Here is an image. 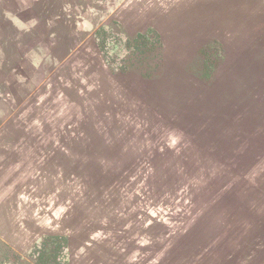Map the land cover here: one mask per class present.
<instances>
[{
    "label": "rangeland",
    "instance_id": "1",
    "mask_svg": "<svg viewBox=\"0 0 264 264\" xmlns=\"http://www.w3.org/2000/svg\"><path fill=\"white\" fill-rule=\"evenodd\" d=\"M99 4L0 0V235L19 264H148L173 230L181 250L198 247L174 264H264V0L171 2L157 11L160 32L147 26L117 50L105 32L77 52L66 30ZM162 59L160 86L73 76H159ZM132 84L164 88V123L154 103L132 99ZM79 142L113 147L79 160ZM165 166L173 189L192 190L166 213Z\"/></svg>",
    "mask_w": 264,
    "mask_h": 264
},
{
    "label": "crops",
    "instance_id": "2",
    "mask_svg": "<svg viewBox=\"0 0 264 264\" xmlns=\"http://www.w3.org/2000/svg\"><path fill=\"white\" fill-rule=\"evenodd\" d=\"M177 1H181V0H99V5L98 6V10H100L96 15H93L90 19H84V18H79L77 20H75L74 22L71 21V23L69 25H71L69 27V29L66 30V33L72 35V40L74 42L75 46L77 49L76 51L79 52V50L81 49H86L88 48V46H91L92 48H94L95 43H97L98 39H99V34L101 33H111L112 36V41H114V48L116 49L117 45H124V43L128 40H130L131 43H133V38L132 37H140L147 26L153 27L154 29H156L158 32H160V30L157 28V25L159 24L160 21V16L158 15L157 11L159 10L160 6H165V4L171 3L173 2V4H175ZM190 1L192 3V1L194 0H187V3L190 4ZM205 2H211V0H204ZM102 2V3H101ZM104 5V6H103ZM149 5H153L156 7L155 12L153 13L150 17V20L148 19V21H146L143 18V11L146 9V7H148ZM169 5V4H168ZM126 8V11L124 12V16L122 15V10ZM164 8V7H163ZM177 8V6L175 7ZM192 6H183L181 8V10H186V9H191ZM189 14V13H186ZM184 12H178L176 13V16H183ZM83 19V22L81 23V20ZM109 24V26H105L104 24ZM113 26L118 29V26L121 27L120 29L123 31L122 33H125L127 36L126 37H119L120 35L117 32L113 31ZM111 32H109V30ZM112 29V30H111ZM130 33V35H129ZM65 35L62 36V39L64 38ZM98 36V37H97ZM140 39V38H139ZM125 43V44H126ZM126 46H123V48ZM130 48H132V45L130 46ZM117 50V49H116ZM129 52V50H128ZM101 52H95V50L93 52H91V55L93 58H98V65L101 66L102 64V59H104L105 57L101 56ZM163 58V57H162ZM97 60V59H96ZM133 64H135V59ZM79 62V61H77ZM89 63V62H88ZM157 64L161 65V73L159 74V76H154V75H150V76H146L140 73H136V72H130L127 74H119V73H114V74H110V73H102L100 74L101 71V67H100V71L99 72H93L91 71L90 73H82L80 71L77 70V64L75 65V69L77 70L76 74L73 75L74 78L78 81L83 82L85 85H88L89 83L93 82L95 80V78L97 77L100 79H105L106 81H112L115 76L119 77V76H127V78H131L134 79L132 77H142L145 80H149L151 81L150 85L152 86L153 82H156L159 86H160V82L165 81L166 79L164 78L165 73H164V60H160L159 62H155ZM80 64H84V63H80ZM85 65H88L85 63ZM135 78V79H136ZM99 80V79H98ZM164 83V82H163ZM162 83V84H163ZM161 84V85H162ZM158 86V87H159ZM157 87V89L154 88H150L149 86H147V88H145L144 90H139L136 88V86L134 84L130 85V93H131V97L133 100L139 102V101H151L152 103H154L156 106V110L154 111L155 114L160 117L162 119V123H164V118L159 115V104L162 102L163 105V101H164V88L161 90ZM164 114V112H163ZM160 120V119H159ZM60 135L62 134V132H57V134ZM54 138V137H53ZM113 145H104V144H97V143H93L92 145L89 144H84L79 142L77 150H78V154L80 157L79 160H83L85 159V153L88 150H92L93 155L96 154V159L99 158V156H103V153H106L107 150H109V152L111 151ZM62 148V147H61ZM110 155V153H109ZM159 158L158 159H163L162 156H160L161 154H159ZM92 156V155H91ZM146 157V156H145ZM145 157H142L141 159H146ZM77 158V159H78ZM126 159H128V157L126 156ZM101 160V159H99ZM104 160V159H103ZM148 160H152V159H148ZM170 167L169 166H165L163 169H167L166 170V176L170 175L169 180L166 182L168 183L166 188H164V190H162V196H160L162 200V206H161V210L166 213L168 211H171L176 205V200L177 198L180 196V198H185L186 196H188L191 193V189L190 187L185 188L181 191H178L175 189H173L174 186V182H175V178L171 176L170 174ZM182 169L185 172V166L182 164ZM175 198L174 196L177 195ZM163 195L165 196V198L163 197ZM172 198V200H171ZM173 211V210H172ZM187 230V228H183V231L185 232ZM181 231H176L173 230L172 233V238H170V240L168 239L167 236H165L163 242H165L162 245V248L160 251H162L160 253L159 258L156 257L157 252L153 251L152 256L150 257L149 255L146 257V259H149L152 261V258H157V263L158 264H174V261L176 259L183 258L188 260V262H190L191 260H193V257L195 255H193V251H196V249L198 247H194L192 249H190L189 251L186 250H181V246L179 243L180 240V235L178 236L177 233H179ZM47 236H53L52 233H45V237L47 238ZM0 240L3 241V244H7V246H9L10 249V253L7 252L6 255H2L0 258V264H19V261L21 260L19 254H18V250H17V244L15 245V243H10L11 240L6 239L5 236H3V234L0 235ZM124 247H126V244H123ZM141 246V245H140ZM142 249H147V247H141ZM21 254L25 255V252H22ZM140 255V254H139ZM193 255V256H192ZM29 261L31 263H33L32 258L29 257ZM151 261H148V264H152ZM251 261V260H250ZM252 262V261H251ZM35 264V263H34Z\"/></svg>",
    "mask_w": 264,
    "mask_h": 264
}]
</instances>
